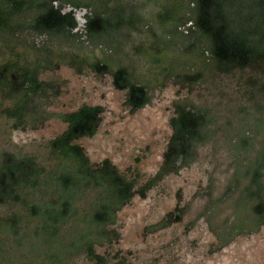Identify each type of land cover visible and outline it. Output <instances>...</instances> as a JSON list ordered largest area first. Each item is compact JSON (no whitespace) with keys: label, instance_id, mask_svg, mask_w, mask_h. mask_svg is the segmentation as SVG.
<instances>
[{"label":"rangeland","instance_id":"rangeland-1","mask_svg":"<svg viewBox=\"0 0 264 264\" xmlns=\"http://www.w3.org/2000/svg\"><path fill=\"white\" fill-rule=\"evenodd\" d=\"M44 1L63 11L74 8L63 0ZM32 8L0 30V48L16 47L30 60L38 52L54 59L39 75L40 91L24 104L21 125L4 111L15 100L0 94V161L4 153L31 155L47 171L46 181L0 204V264H264V225L231 231L237 218L247 224L254 218L256 195L242 196L264 151V95L254 70L217 67L194 26L195 0H105L77 7L78 18L85 13L112 22L103 29L98 21L87 34L81 27L62 35L18 26L35 17ZM60 55L78 56L86 65L77 71L60 63ZM96 62L99 71L91 68ZM119 67L145 88L144 107L131 111L126 90L114 87L112 72ZM177 104L212 119L194 162L160 177L144 196L135 194L115 212L105 236L91 224L99 191L93 188L70 201L73 212L63 221L43 227L46 201L57 189L47 174L60 172L46 144L66 130L61 115L83 105L102 107L95 136L75 143L91 164L108 160L139 190L159 173ZM258 178L251 190L264 186V167ZM32 208L41 216L31 215ZM84 239L93 242L101 262L85 251Z\"/></svg>","mask_w":264,"mask_h":264},{"label":"trees","instance_id":"trees-1","mask_svg":"<svg viewBox=\"0 0 264 264\" xmlns=\"http://www.w3.org/2000/svg\"><path fill=\"white\" fill-rule=\"evenodd\" d=\"M63 1L75 7H97L105 2ZM30 7H33L35 17L23 19L18 26L27 25L34 31L46 34L67 33L66 25L69 23L65 24L63 21L68 20L69 16H62L59 10L44 0H0V30L11 28L10 20L14 14ZM119 18H115L113 24H118ZM98 21L103 29L112 24L107 18L92 16L88 24L90 29ZM193 21L199 36L208 41L209 53L217 67L254 70L259 92L264 95V0H195ZM7 51L0 48V94L4 99L15 100L13 107L4 111L7 117H16L17 123L21 125L20 116L25 112L23 106L40 91L42 84L39 82V75L46 65L52 64L54 56L38 52L33 54V59L30 60L29 53H18L16 47ZM58 61L77 71H81L86 65L78 56L60 55ZM91 68L99 71L102 66L96 62L91 64ZM112 78L116 89L126 90L125 103L131 111L148 104L145 88L133 81L124 67L112 72ZM102 111L100 106L83 105L74 112L61 115V119L67 124L66 130L46 144L49 150L47 154L57 161V169L60 172L47 174L51 182H56L57 189L46 201L48 205L43 211L46 216H43L42 221L44 228L54 227L68 217L73 212L69 209L70 201L83 195L86 189L93 188L99 191L95 195L91 224L101 228L99 236H105L104 228L113 222L115 212L126 205L135 194L144 196V192L160 177L194 162L197 147L206 142L208 129L212 124L207 112H198L177 104L170 119L172 135L163 153L159 173L142 188L134 190V182L121 175L108 160L98 166L91 164L83 148L75 143L83 137L95 136L101 123ZM263 167L264 151L259 154L253 168V181L245 186L242 196L245 197L246 194L252 198V192L256 195L257 203L252 209L254 218L249 220V224L245 218H237V223L232 226L231 231L241 232L264 225V186L251 190L252 185H256ZM46 172L44 166L31 155L15 156L12 153H4L0 161V204L13 200L23 190L31 193L39 188L40 182L46 181ZM36 213L41 216L42 211L32 208L31 215L36 216ZM14 222V219H10L11 225H14ZM81 242L90 257L102 261V257L94 254L93 242L85 239Z\"/></svg>","mask_w":264,"mask_h":264},{"label":"flooded vegetation","instance_id":"flooded-vegetation-1","mask_svg":"<svg viewBox=\"0 0 264 264\" xmlns=\"http://www.w3.org/2000/svg\"><path fill=\"white\" fill-rule=\"evenodd\" d=\"M55 9L59 10L60 13L62 14V16H66L68 15V20L66 21H63L65 22V24L69 23L66 25V32L68 33L69 31H77V29H79L80 27L82 28V30L85 32V34L88 33V30H91L90 29V26L88 25L89 22H90V19L92 18L90 15L88 14H81V16H77L76 14V9L77 7L73 6L74 8L71 7L70 10H66V11H63L62 8L60 6H53ZM65 20V19H64ZM72 22V23H70ZM69 25V26H68ZM63 35V34H62Z\"/></svg>","mask_w":264,"mask_h":264}]
</instances>
